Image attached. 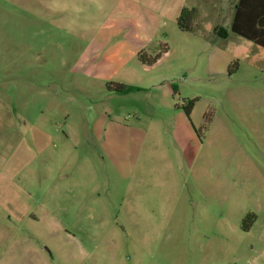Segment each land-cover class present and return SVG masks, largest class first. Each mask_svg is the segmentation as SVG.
<instances>
[{"label":"rangeland","instance_id":"374dc122","mask_svg":"<svg viewBox=\"0 0 264 264\" xmlns=\"http://www.w3.org/2000/svg\"><path fill=\"white\" fill-rule=\"evenodd\" d=\"M238 1L0 0V97L22 138L0 264H264V55L229 74Z\"/></svg>","mask_w":264,"mask_h":264},{"label":"trees","instance_id":"16d2710c","mask_svg":"<svg viewBox=\"0 0 264 264\" xmlns=\"http://www.w3.org/2000/svg\"><path fill=\"white\" fill-rule=\"evenodd\" d=\"M198 18L196 9H184L178 20V27L187 32L193 31V25ZM210 31V26H206ZM232 32L237 35L242 44L227 45L225 50L233 56V61L229 66V74L234 73L239 68L240 59L248 54L252 47H256L264 55V0H239L236 7ZM160 59L158 56L151 64H155ZM127 88L122 86L119 92H126ZM195 107V101H188L185 107V114L190 119Z\"/></svg>","mask_w":264,"mask_h":264},{"label":"crops","instance_id":"0c3cea01","mask_svg":"<svg viewBox=\"0 0 264 264\" xmlns=\"http://www.w3.org/2000/svg\"><path fill=\"white\" fill-rule=\"evenodd\" d=\"M25 1V8L29 11H32V9L45 8V0H41V6H38L37 8H33V6L39 2L38 0ZM20 141H22V138L16 128V119L13 109L5 100L2 99V97H0V178L4 177V168L9 164L10 158L18 148ZM4 240H7V238L0 235V242L2 241V245L0 246L2 247H6ZM9 241V249H11L14 244L12 239Z\"/></svg>","mask_w":264,"mask_h":264},{"label":"clouds","instance_id":"9594fccd","mask_svg":"<svg viewBox=\"0 0 264 264\" xmlns=\"http://www.w3.org/2000/svg\"><path fill=\"white\" fill-rule=\"evenodd\" d=\"M57 2V0H48V3L50 4H55ZM92 3L95 5V4H98V0H92ZM50 12H53V13H60V14H68V12L70 11V8H49L48 9ZM98 11L99 10H102L101 9H97Z\"/></svg>","mask_w":264,"mask_h":264},{"label":"flooded vegetation","instance_id":"af4514ba","mask_svg":"<svg viewBox=\"0 0 264 264\" xmlns=\"http://www.w3.org/2000/svg\"><path fill=\"white\" fill-rule=\"evenodd\" d=\"M253 220H254V219H252V221H253ZM244 222H245V221H244ZM244 231H247V232H248V231H250V228H246V227H245Z\"/></svg>","mask_w":264,"mask_h":264}]
</instances>
